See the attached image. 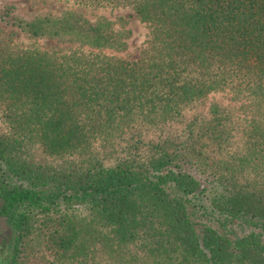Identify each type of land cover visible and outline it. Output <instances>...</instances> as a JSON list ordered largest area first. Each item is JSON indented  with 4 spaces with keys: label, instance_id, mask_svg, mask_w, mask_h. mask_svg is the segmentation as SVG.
Returning a JSON list of instances; mask_svg holds the SVG:
<instances>
[{
    "label": "trees",
    "instance_id": "16d2710c",
    "mask_svg": "<svg viewBox=\"0 0 264 264\" xmlns=\"http://www.w3.org/2000/svg\"><path fill=\"white\" fill-rule=\"evenodd\" d=\"M0 23L6 264H264V0H73ZM2 25V26H3ZM226 93L232 102L209 101ZM5 262V261H4Z\"/></svg>",
    "mask_w": 264,
    "mask_h": 264
},
{
    "label": "rangeland",
    "instance_id": "374dc122",
    "mask_svg": "<svg viewBox=\"0 0 264 264\" xmlns=\"http://www.w3.org/2000/svg\"><path fill=\"white\" fill-rule=\"evenodd\" d=\"M6 4H13L17 7V15L23 18H31L37 14L43 12L59 13L65 9H72L83 13L89 19H95L100 15H104L110 19H116L123 17L127 20L128 27L132 30V35L129 39L128 49L121 54L122 57L127 59H133L138 57L140 49L144 45L146 39L147 28L134 12L127 7H98V8H86L78 5L73 0H0V11ZM0 23L3 30L10 34L13 41L18 42L20 45L34 44L38 45L42 49H57L64 51L71 45L68 42L47 38V39H32L27 35L21 33L18 30L7 28ZM209 101H217L221 103L232 102L230 95L226 93L211 94L208 100L200 110L207 107ZM234 103V102H232ZM3 220L0 219V264H6V257L10 252V230L5 228ZM5 261V262H4Z\"/></svg>",
    "mask_w": 264,
    "mask_h": 264
}]
</instances>
